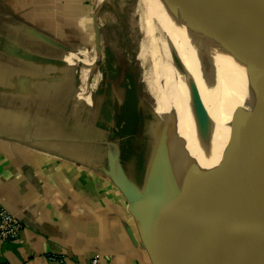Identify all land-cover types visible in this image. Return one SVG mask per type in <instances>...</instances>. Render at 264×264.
Wrapping results in <instances>:
<instances>
[{"label":"crops","instance_id":"0c3cea01","mask_svg":"<svg viewBox=\"0 0 264 264\" xmlns=\"http://www.w3.org/2000/svg\"><path fill=\"white\" fill-rule=\"evenodd\" d=\"M96 3L0 0V210L23 225L0 264H153L118 187L108 98L89 90Z\"/></svg>","mask_w":264,"mask_h":264},{"label":"water","instance_id":"95a60500","mask_svg":"<svg viewBox=\"0 0 264 264\" xmlns=\"http://www.w3.org/2000/svg\"><path fill=\"white\" fill-rule=\"evenodd\" d=\"M220 2H209L214 9L207 58L216 94L229 92L235 98L232 105H220L229 112L222 149L218 151L215 142L219 126L211 119L204 161L170 186L166 174L172 156L166 132L149 196L126 178L118 152L111 153L119 171L118 187L129 212L141 222L153 264H234L264 184V0ZM227 70H233L230 76ZM235 75L241 81L239 93ZM115 138L111 134L114 148ZM175 193L177 201L169 203L170 210L164 209L163 195Z\"/></svg>","mask_w":264,"mask_h":264},{"label":"bare ground","instance_id":"6f19581e","mask_svg":"<svg viewBox=\"0 0 264 264\" xmlns=\"http://www.w3.org/2000/svg\"><path fill=\"white\" fill-rule=\"evenodd\" d=\"M104 2L97 0V10ZM143 3L148 14L146 31L150 45L142 79L149 82L160 100L155 105L160 120H168L166 132L170 136L172 158L166 180L174 186L195 163L204 161L210 147L211 119L219 126L215 142L218 151L222 149L228 134L229 112L220 105H232L235 98L229 92L217 95L208 76V30L214 5L207 0H143ZM155 20L166 34L156 32ZM232 71L227 70L226 74L230 76ZM234 86L239 93L241 81L236 75ZM163 198V208L170 210L169 203L177 201L178 194H164ZM254 204L234 264H264V184Z\"/></svg>","mask_w":264,"mask_h":264},{"label":"rangeland","instance_id":"374dc122","mask_svg":"<svg viewBox=\"0 0 264 264\" xmlns=\"http://www.w3.org/2000/svg\"><path fill=\"white\" fill-rule=\"evenodd\" d=\"M209 2L221 4L220 0ZM147 21L148 14L143 0H105L97 16L98 54L91 61L92 64L86 67L94 70L89 81L94 84L89 89L90 94L100 100L103 96L107 97L109 101L108 113L110 123L113 124L110 133L117 139L116 148L111 146V153L118 152L126 178L142 194L149 196L168 120H160L155 111V105L160 100H157L149 82L142 79L150 45ZM160 26L155 20L156 32L166 34ZM160 59L163 62V58ZM77 67L80 85L85 63L78 62ZM95 67L96 70L93 69ZM138 112L141 122L137 129ZM132 146L137 147L135 156H132Z\"/></svg>","mask_w":264,"mask_h":264},{"label":"built area","instance_id":"2783aa9c","mask_svg":"<svg viewBox=\"0 0 264 264\" xmlns=\"http://www.w3.org/2000/svg\"><path fill=\"white\" fill-rule=\"evenodd\" d=\"M23 229L21 221L13 213L2 209L0 210V241L13 242ZM55 260L62 261L58 258ZM90 264H107L103 261L102 256L96 253L92 256Z\"/></svg>","mask_w":264,"mask_h":264},{"label":"trees","instance_id":"16d2710c","mask_svg":"<svg viewBox=\"0 0 264 264\" xmlns=\"http://www.w3.org/2000/svg\"><path fill=\"white\" fill-rule=\"evenodd\" d=\"M129 82V81H128ZM125 86H126V84H125ZM128 92H129V88L127 89V94H128ZM138 111V110H137ZM137 111H136V113H137ZM138 114H139V112H138ZM124 140H127V139H124ZM133 147V146H132ZM137 154V150H136V148L135 147H133V153H132V156H135ZM131 156V157H132Z\"/></svg>","mask_w":264,"mask_h":264},{"label":"flooded vegetation","instance_id":"af4514ba","mask_svg":"<svg viewBox=\"0 0 264 264\" xmlns=\"http://www.w3.org/2000/svg\"><path fill=\"white\" fill-rule=\"evenodd\" d=\"M136 97H137V95H136ZM138 98V97H137Z\"/></svg>","mask_w":264,"mask_h":264}]
</instances>
